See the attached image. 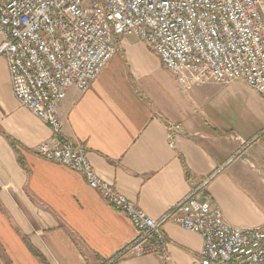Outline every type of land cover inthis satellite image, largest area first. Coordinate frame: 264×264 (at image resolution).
Segmentation results:
<instances>
[{
  "label": "crops",
  "instance_id": "obj_1",
  "mask_svg": "<svg viewBox=\"0 0 264 264\" xmlns=\"http://www.w3.org/2000/svg\"><path fill=\"white\" fill-rule=\"evenodd\" d=\"M121 47L87 91L68 90L63 136L153 220L198 189L231 226L264 227L262 98L241 81L185 88L137 37ZM167 123L181 128L173 148ZM51 135L15 99L0 57V264H165L152 255L113 261L135 230L79 174L34 153ZM163 232L172 264H191L200 236L174 224Z\"/></svg>",
  "mask_w": 264,
  "mask_h": 264
},
{
  "label": "built area",
  "instance_id": "obj_2",
  "mask_svg": "<svg viewBox=\"0 0 264 264\" xmlns=\"http://www.w3.org/2000/svg\"><path fill=\"white\" fill-rule=\"evenodd\" d=\"M131 36L185 88L241 81L264 102V0H0V57L13 95L52 134L34 153L79 174L130 222L135 237L113 261L152 255L172 264L163 226L174 224L201 238L191 264H264V227L231 226L209 198L197 200L198 189L153 220L98 176L85 147L63 136L58 107L68 90L87 91ZM180 130L166 124L172 148Z\"/></svg>",
  "mask_w": 264,
  "mask_h": 264
},
{
  "label": "rangeland",
  "instance_id": "obj_3",
  "mask_svg": "<svg viewBox=\"0 0 264 264\" xmlns=\"http://www.w3.org/2000/svg\"><path fill=\"white\" fill-rule=\"evenodd\" d=\"M156 73H157L156 75H164V74H166L165 71L162 70V69L160 71L157 70Z\"/></svg>",
  "mask_w": 264,
  "mask_h": 264
}]
</instances>
